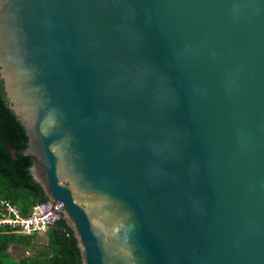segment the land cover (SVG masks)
<instances>
[{"label":"water","instance_id":"95a60500","mask_svg":"<svg viewBox=\"0 0 264 264\" xmlns=\"http://www.w3.org/2000/svg\"><path fill=\"white\" fill-rule=\"evenodd\" d=\"M0 76L82 264H264V0H0Z\"/></svg>","mask_w":264,"mask_h":264},{"label":"trees","instance_id":"16d2710c","mask_svg":"<svg viewBox=\"0 0 264 264\" xmlns=\"http://www.w3.org/2000/svg\"><path fill=\"white\" fill-rule=\"evenodd\" d=\"M28 141L0 76V214L5 212L2 201L18 205L28 215L35 204L49 200L31 174L33 160L25 155ZM12 244L25 248L21 258L9 250ZM0 264H82V255L74 232L62 217L45 233L26 234L19 228L1 226Z\"/></svg>","mask_w":264,"mask_h":264},{"label":"built area","instance_id":"2783aa9c","mask_svg":"<svg viewBox=\"0 0 264 264\" xmlns=\"http://www.w3.org/2000/svg\"><path fill=\"white\" fill-rule=\"evenodd\" d=\"M61 207V202L42 201L35 204L31 212L26 215L18 205L10 201H2V209L5 212L0 214V227L8 225L19 228L26 234L45 233L62 218L59 212Z\"/></svg>","mask_w":264,"mask_h":264},{"label":"rangeland","instance_id":"374dc122","mask_svg":"<svg viewBox=\"0 0 264 264\" xmlns=\"http://www.w3.org/2000/svg\"><path fill=\"white\" fill-rule=\"evenodd\" d=\"M40 244H38L39 246ZM9 250L12 251L13 255L16 257V258H21L23 254H25V248L22 246L17 248L15 245H11Z\"/></svg>","mask_w":264,"mask_h":264}]
</instances>
